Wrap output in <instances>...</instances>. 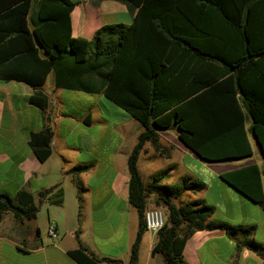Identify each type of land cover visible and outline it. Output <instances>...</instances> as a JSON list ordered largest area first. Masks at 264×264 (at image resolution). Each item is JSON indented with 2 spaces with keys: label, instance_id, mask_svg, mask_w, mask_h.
<instances>
[{
  "label": "trees",
  "instance_id": "trees-1",
  "mask_svg": "<svg viewBox=\"0 0 264 264\" xmlns=\"http://www.w3.org/2000/svg\"><path fill=\"white\" fill-rule=\"evenodd\" d=\"M118 1L137 10L133 23L104 25L83 39L72 32L74 0H0V81L40 88L54 72L56 88L104 94L144 126L127 164L129 203L140 215L128 264H138L150 203L167 216L152 250L165 264H186L187 241L198 231L215 229L238 240L234 264L244 249L264 260V244L254 239L256 227L214 220L215 208L202 200L175 203L187 192L204 191L202 181L165 185L175 170L169 166L145 184L138 168L147 142L171 158L160 130L176 125L185 147L208 162L252 157L248 123L264 151V0ZM30 102L45 109L49 98L36 91ZM52 142L49 127L30 135L41 162L51 156ZM90 167L78 165L68 174L78 181ZM221 178L264 208V167L253 164ZM54 190L42 192L39 200L51 196L52 204L62 205L63 191ZM39 211L30 191L0 195V224L7 214L20 224L34 221ZM69 255L78 264H122L97 258L84 246Z\"/></svg>",
  "mask_w": 264,
  "mask_h": 264
},
{
  "label": "crops",
  "instance_id": "crops-1",
  "mask_svg": "<svg viewBox=\"0 0 264 264\" xmlns=\"http://www.w3.org/2000/svg\"><path fill=\"white\" fill-rule=\"evenodd\" d=\"M74 1L78 3L71 13L75 38L91 39L104 25H130L137 14V10L118 0ZM49 79L52 81L50 87ZM36 91L48 96L49 105L45 109L30 102ZM116 106L104 94L56 88L54 72L40 88L18 81H0V195L13 197L27 190L34 194L40 207L34 221L17 223L13 214L3 218L0 264H78L70 258L69 251L81 246L97 258L129 263L140 215L129 203L127 164L144 126L127 112L116 110ZM113 111L117 114L115 119ZM48 127L53 131L52 154L47 161L41 162L29 144L30 135L39 134ZM250 129L248 123L246 130L253 145V156L224 163L204 161L187 149L179 139L177 125L169 130L162 129L160 143L171 158L161 156L147 142L138 164L143 181L150 183L145 181L140 170L142 159L149 162L147 170L154 172L149 178L154 177L155 164L162 159L167 162L163 169L175 166L172 174L181 167L185 175L195 177L194 168L200 166L201 160L208 165L204 169L214 182L213 198L209 201L198 197L193 202L202 200L213 206L214 220L256 227L252 224L251 208L257 203L223 180L224 184L219 181V177L240 168L253 164H259L261 169L264 167V157ZM186 161H189L188 166H185ZM78 165L91 167L76 181L68 172ZM52 188L63 191L62 205L52 204L51 196L39 200L42 192ZM80 188L83 190L81 200ZM152 206L150 203L148 209ZM231 209L238 210L243 216H232ZM50 223L56 225L61 234L58 240H52L48 234ZM78 232L80 237L77 239ZM157 239L158 233H144L138 264H165L162 255L152 254ZM237 241L220 229L198 231L186 243L184 262L234 264ZM259 243L264 244V237ZM263 261L255 252L244 249L238 264H264Z\"/></svg>",
  "mask_w": 264,
  "mask_h": 264
},
{
  "label": "rangeland",
  "instance_id": "rangeland-1",
  "mask_svg": "<svg viewBox=\"0 0 264 264\" xmlns=\"http://www.w3.org/2000/svg\"><path fill=\"white\" fill-rule=\"evenodd\" d=\"M37 11L36 7L33 8V10L31 11L32 12H35ZM52 84V81L51 79H49L48 81V87H50ZM47 87V88H48ZM116 108V110H118L119 112H122V113H126L125 111H123L122 109L118 108L117 106L114 107ZM113 113V118L115 119L117 117V114L116 112H112ZM200 162V166H197L196 168H194V174H195V177H192V176H188V175H185L182 171V168L180 167L178 170H176L172 176L165 182V185H168V186H171V185H180V184H183L184 183V180L185 179H191L192 182L194 181H202L205 185H206V190L204 191H201L200 193L197 192V193H188L186 195H183L176 203L177 205H181V204H187V203H191L194 201V199L196 198H200V197H204L206 200H209L211 201L212 200V194L211 192L213 191V185H214V182L212 180V176L211 174L206 171L204 168L207 167L208 165L203 163V161H199ZM149 162L147 161V159H142L141 160V164H140V170L143 174V177L145 179V181H147V183L150 181H152L153 178H149L150 175H152L154 172L152 171H148L147 170V166H148ZM164 165H167V162L165 159H162V160H159L157 162V164H155V173L163 170L164 168ZM189 165V161H186V165L185 166H188ZM219 181L223 183L222 181V178L219 177ZM236 192V191H235ZM239 196L240 194L238 192H236ZM241 197V196H240ZM243 198V197H242ZM252 216H253V223L255 226H256V231H255V240L259 243L260 241L263 240V237H264V209L259 206L258 204H252ZM256 207V208H255ZM152 208H155V206H152ZM165 211L164 208H161ZM229 212H232L230 213L232 216L237 214V215H242V213H240L238 210L236 209H231V211Z\"/></svg>",
  "mask_w": 264,
  "mask_h": 264
},
{
  "label": "built area",
  "instance_id": "built-area-1",
  "mask_svg": "<svg viewBox=\"0 0 264 264\" xmlns=\"http://www.w3.org/2000/svg\"><path fill=\"white\" fill-rule=\"evenodd\" d=\"M167 216L165 211L161 208H152L145 211V227L147 231L158 233L165 227ZM48 234L52 240H58L61 234L56 225L50 223L48 226Z\"/></svg>",
  "mask_w": 264,
  "mask_h": 264
},
{
  "label": "water",
  "instance_id": "water-1",
  "mask_svg": "<svg viewBox=\"0 0 264 264\" xmlns=\"http://www.w3.org/2000/svg\"><path fill=\"white\" fill-rule=\"evenodd\" d=\"M252 135H253V138L255 139V142L257 144V146L259 147V151L260 153L262 154L264 151H263V145L260 143L258 137L256 136L255 132H252ZM205 161V160H204Z\"/></svg>",
  "mask_w": 264,
  "mask_h": 264
}]
</instances>
